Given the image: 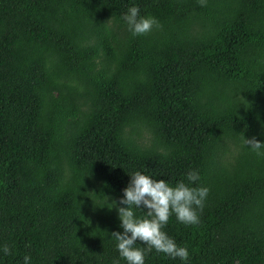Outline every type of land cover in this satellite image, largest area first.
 I'll list each match as a JSON object with an SVG mask.
<instances>
[{
    "label": "trees",
    "instance_id": "obj_1",
    "mask_svg": "<svg viewBox=\"0 0 264 264\" xmlns=\"http://www.w3.org/2000/svg\"><path fill=\"white\" fill-rule=\"evenodd\" d=\"M132 4L160 27L132 35ZM253 135L264 141V0H0V243L16 253L0 264H125L107 197L128 172L175 182L190 168L209 189L199 223L164 229L188 264H264Z\"/></svg>",
    "mask_w": 264,
    "mask_h": 264
},
{
    "label": "clouds",
    "instance_id": "obj_2",
    "mask_svg": "<svg viewBox=\"0 0 264 264\" xmlns=\"http://www.w3.org/2000/svg\"><path fill=\"white\" fill-rule=\"evenodd\" d=\"M122 19L132 35H142L159 28L156 17L142 15L136 4H132L122 13ZM243 144L258 155L264 154V141L255 135L243 137ZM129 173V181L122 189L118 201L113 199L107 206L115 208L119 220L120 231H112L115 248L125 264H145L149 253H163L172 260L178 259L180 264H188L190 253L186 246L177 243L164 229L169 218L184 225L199 223V211L203 209L209 189L198 183L200 172L190 168L183 175L184 179L173 182L171 179L155 178L143 171ZM143 215H138V211ZM85 223H87L85 221ZM138 242L143 247L137 246ZM14 246L0 243V259L15 255ZM22 264H32L30 254H24ZM115 264H119L118 261Z\"/></svg>",
    "mask_w": 264,
    "mask_h": 264
}]
</instances>
